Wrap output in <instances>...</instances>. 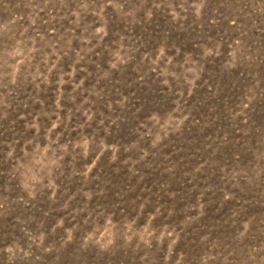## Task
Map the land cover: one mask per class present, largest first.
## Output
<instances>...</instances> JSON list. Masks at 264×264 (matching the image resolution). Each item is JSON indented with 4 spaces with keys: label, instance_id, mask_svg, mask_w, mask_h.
<instances>
[{
    "label": "rangeland",
    "instance_id": "1",
    "mask_svg": "<svg viewBox=\"0 0 264 264\" xmlns=\"http://www.w3.org/2000/svg\"><path fill=\"white\" fill-rule=\"evenodd\" d=\"M0 264H264V0H0Z\"/></svg>",
    "mask_w": 264,
    "mask_h": 264
}]
</instances>
